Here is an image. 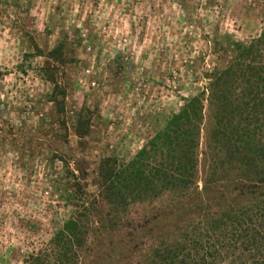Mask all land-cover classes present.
I'll return each mask as SVG.
<instances>
[{
  "label": "rangeland",
  "instance_id": "rangeland-1",
  "mask_svg": "<svg viewBox=\"0 0 264 264\" xmlns=\"http://www.w3.org/2000/svg\"><path fill=\"white\" fill-rule=\"evenodd\" d=\"M184 1L0 0V264L44 248L72 210L64 190L78 182L91 199L102 158L127 161L201 90L221 62L214 34L248 42L264 29V0ZM60 43L62 65L47 57ZM82 106L91 132L79 139Z\"/></svg>",
  "mask_w": 264,
  "mask_h": 264
},
{
  "label": "trees",
  "instance_id": "trees-1",
  "mask_svg": "<svg viewBox=\"0 0 264 264\" xmlns=\"http://www.w3.org/2000/svg\"><path fill=\"white\" fill-rule=\"evenodd\" d=\"M211 44L221 62L201 90L127 161L102 158L91 199L78 182L64 190L69 217L22 264H264V29ZM63 48L47 57L64 64ZM51 69L49 101L62 110ZM91 119L82 106L76 137L89 136Z\"/></svg>",
  "mask_w": 264,
  "mask_h": 264
}]
</instances>
